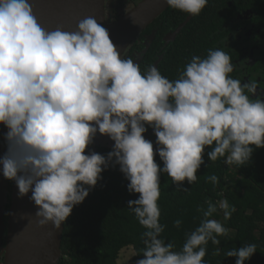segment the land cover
Returning <instances> with one entry per match:
<instances>
[{"label": "clouds", "instance_id": "1", "mask_svg": "<svg viewBox=\"0 0 264 264\" xmlns=\"http://www.w3.org/2000/svg\"><path fill=\"white\" fill-rule=\"evenodd\" d=\"M190 16H198L208 0H165ZM235 65L222 49L193 55L170 80L149 65L141 71L124 58L110 33L94 16L80 19L74 30H47L39 23L31 0H0V125L6 151L0 174L14 181L18 197L31 193L41 226L55 229L82 204L109 167L119 166L128 181L127 202L145 229L143 258L136 264H205L207 245L227 236L223 213L236 211L226 199L200 208L203 219L179 251L162 238L161 174L178 189L195 184L208 159L223 158L243 166L264 148V89L255 80L233 78ZM259 89V91H258ZM154 130V144L145 138ZM114 142L107 155L90 150L97 134ZM159 156L162 165L157 163ZM219 184L215 174L206 176ZM182 221L174 224L180 227ZM256 244L225 252L245 264ZM215 254H219V250Z\"/></svg>", "mask_w": 264, "mask_h": 264}, {"label": "trees", "instance_id": "2", "mask_svg": "<svg viewBox=\"0 0 264 264\" xmlns=\"http://www.w3.org/2000/svg\"><path fill=\"white\" fill-rule=\"evenodd\" d=\"M171 10L174 11L169 8L166 14H172ZM205 11L206 8L198 17L206 16ZM172 59L168 55L164 67L158 69L168 79L175 80L179 74L174 72ZM144 69L142 67L141 71ZM151 130L149 127L145 136ZM111 150L112 147L102 144L96 152L106 156ZM210 150H205V164L197 172V182L193 185L183 182V187L189 191L178 189L166 174H161L158 204L161 209L160 223L165 225L162 238L166 243L174 244V251H179L186 234L203 219L199 209H206L208 200L217 203L226 199L236 211L226 221L222 212L212 217L222 222L229 231L227 236L218 237L219 245L209 241L205 264H235L236 258L226 257L225 252L249 243L256 244V253L245 264H264V148L256 149L247 164L231 167L224 163L223 158L211 162L207 156ZM156 161L163 166L158 155ZM212 174L219 177L218 185L206 179ZM102 177L65 222L59 264H118L120 252L130 246L136 251L133 264L143 258L141 234L145 229L127 209V202L137 199L139 194L128 192V181L119 166L109 167ZM177 219L182 221L179 228L174 224ZM217 250L218 255L215 254Z\"/></svg>", "mask_w": 264, "mask_h": 264}, {"label": "flooded vegetation", "instance_id": "3", "mask_svg": "<svg viewBox=\"0 0 264 264\" xmlns=\"http://www.w3.org/2000/svg\"><path fill=\"white\" fill-rule=\"evenodd\" d=\"M142 1L105 0L107 23L119 21ZM169 8L135 38L122 57L132 58L140 68H163L170 55L174 72L179 74L193 55L204 57L208 49L219 48L231 56L233 78L245 83L255 80L264 89V0H208L203 17L177 10L166 14ZM154 137L153 129L145 136L151 141L156 140ZM9 183L6 219L13 186L12 181ZM1 260L3 263L4 257Z\"/></svg>", "mask_w": 264, "mask_h": 264}, {"label": "water", "instance_id": "4", "mask_svg": "<svg viewBox=\"0 0 264 264\" xmlns=\"http://www.w3.org/2000/svg\"><path fill=\"white\" fill-rule=\"evenodd\" d=\"M31 2L39 23L47 30L60 27L71 31L80 19L94 16L108 29L122 56L135 38L169 7L165 0H143L119 21L109 24L106 21L105 0ZM6 131L0 125V156L6 151ZM104 139L105 136L98 133L91 150L96 152ZM12 182L10 211L6 219L10 183L0 174V261L4 257L3 264H59L66 221L58 230L50 224L41 226L35 216L37 208L29 199L31 193L19 198L15 182Z\"/></svg>", "mask_w": 264, "mask_h": 264}, {"label": "rangeland", "instance_id": "5", "mask_svg": "<svg viewBox=\"0 0 264 264\" xmlns=\"http://www.w3.org/2000/svg\"><path fill=\"white\" fill-rule=\"evenodd\" d=\"M152 142L154 144V150H155V148H156L155 140H152ZM104 145L113 148L114 142L111 141L110 138L106 137ZM135 255H136V251L134 250L133 247L130 246L128 248L123 249L120 252L118 264H133L132 259L134 258ZM0 264H3L2 260L0 261Z\"/></svg>", "mask_w": 264, "mask_h": 264}]
</instances>
